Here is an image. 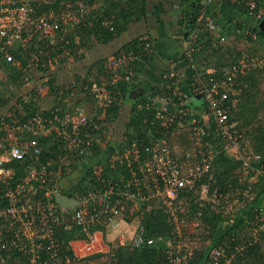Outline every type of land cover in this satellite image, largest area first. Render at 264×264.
<instances>
[{"label":"built area","instance_id":"built-area-1","mask_svg":"<svg viewBox=\"0 0 264 264\" xmlns=\"http://www.w3.org/2000/svg\"><path fill=\"white\" fill-rule=\"evenodd\" d=\"M224 1H202L195 23L185 36L189 41L187 47L177 58L180 65L169 66V70L163 72L164 77H175L184 69L187 58L192 60L195 50L205 47L207 33L216 35V40H211L210 52L228 41V37L217 32L223 14L216 6ZM227 1L235 9L245 6L246 15L252 21L244 35L257 38L253 29L260 26L261 15L256 12L259 0ZM96 8L85 0H0V91L4 86L10 87L4 83V75L10 77L13 87L19 83L25 85L26 80L33 78L34 68L36 72H43L37 77L38 85L32 87L33 98L41 109L36 115L27 117L22 103L19 104L21 114L13 107L0 114V264H74L79 257L72 249V240L65 248L62 236L65 231L80 226L89 236L90 226L95 224L115 229V219L122 211L128 209L133 215L142 207L150 211L159 203L172 226L168 254L175 264H190L196 249L191 248L186 237L190 236V228L200 224L206 211L237 215L240 209L252 208L254 218L245 220L243 234L248 233L253 242L259 241V233L264 232V207L256 204L259 190L254 184L259 179L264 181V155L248 153L251 147L244 143L243 130L237 126V121L229 123L230 109L223 103L232 94L241 92L238 81L241 76L264 67V56L242 50L238 59L224 70L208 69L194 74L191 92L202 96L197 106L192 104L194 100L189 91H181L179 87L173 97L161 94L141 101L138 108L148 109L155 117L144 119L146 126L143 125L142 130L146 138H140L135 127L123 125L120 131L116 130L117 118L106 117L113 101L110 87L120 90L119 82L132 83L136 74L135 70L126 69V53L111 55L106 65L108 73L101 72L97 80L88 74L70 73L69 78L63 75V81L60 75L49 73L54 64L65 72L70 70L72 62L76 65L84 60L95 37L97 15L90 14ZM113 18V15H105L103 25H110L112 29ZM149 46L150 42L145 48ZM23 50L32 54L30 61L22 75L13 78L17 70L23 69L14 54ZM52 78L56 79L57 96L52 94L48 82ZM179 78L178 83L182 79ZM44 88L53 98L52 107H46L47 101L41 100ZM85 90L88 95L84 93L82 105L68 101L77 91ZM49 102L50 105L51 98ZM119 102L123 103L124 99ZM207 103L209 107L205 106ZM87 106H96L102 114L90 117L86 113ZM132 106L133 103L127 109L128 117L133 114ZM120 119L121 116L118 121ZM175 125L183 126L184 131L193 136V146L184 148L181 161L176 158L168 139ZM115 135L117 137L113 138ZM39 137L58 139L68 149L76 151L77 156L84 153L93 156L95 147H99L98 156H103L104 161L101 159L98 165L100 170L94 169L106 188L102 191L90 188L81 197L68 195L79 200V204L69 208L61 206L56 194H65L62 187L67 179L60 176L61 166L57 171H48L47 167L65 163V160L47 157L43 163ZM221 153L240 163L235 174L228 178L226 189L219 188L214 169ZM28 160L33 164L24 175L16 177L8 163ZM118 166L127 169V174L119 175V184L111 181L112 176L109 179L102 176L105 168ZM193 205H198V209L192 208ZM119 239L125 243L126 235L122 233ZM134 241L137 245H152L155 238L138 236ZM222 242L211 248L207 264L235 261V252L228 253L227 242ZM238 248L236 246L235 250ZM71 250L74 257L69 253Z\"/></svg>","mask_w":264,"mask_h":264},{"label":"trees","instance_id":"trees-1","mask_svg":"<svg viewBox=\"0 0 264 264\" xmlns=\"http://www.w3.org/2000/svg\"><path fill=\"white\" fill-rule=\"evenodd\" d=\"M87 1L89 5H93L95 1L99 0ZM180 1L183 7V14L185 19L183 35L186 36V33L191 30L192 26L195 23L197 11L200 8L203 0ZM223 4L227 5L231 9H235L227 0H225ZM258 4L259 5L256 12L257 14H260L261 17L263 15L262 19H260L261 23L264 20V0H259ZM146 5L147 0H109V5L106 7V9L101 6L100 8H96L95 11H93L90 15H97V21L95 22V28L93 31L95 36L97 37V40L102 43H108L119 37L128 28V24L130 22L129 18L131 14H133V12L131 13V10H134L135 8L139 10L140 8L144 12ZM236 10L240 11L241 14L246 15L247 10L245 9V6L236 7ZM105 15H108L109 17H111L112 15L114 16L112 29L110 25H103L102 20L105 19ZM233 20L234 18H230L228 19V21H221V27L217 32L228 37V39L230 37L237 38L239 32H241V35H244V31L248 28L249 23L244 20H239L236 22H234ZM253 30L255 33H257V38H253L252 36L246 34L245 37H247V42L250 43L248 44L249 48L247 49L249 51H252L254 49V52H256V50H258L256 43L264 46V31L259 25ZM207 36L208 37L205 39L207 40L205 42V47L201 50H195L192 60L190 58H187V62L183 66L184 69L182 71L177 72L175 77H164V75H162L163 79L158 86L149 91L145 90L143 96L133 102V114L131 117L127 116L126 120L128 122L124 121L123 124L128 128L135 127L140 138H146V134L143 133L142 130L143 125H145L143 122L144 119H152L155 117V115L154 113L152 114V112L148 109H139L138 103H140L141 101H148L149 96H151L150 98H153L155 96L164 94L165 97H173L174 91H179V87L181 91H186L187 93L189 91V94L193 97L194 100L192 104H195V106H197L201 103L200 99H202V96L198 95L197 93L194 94L191 92V82L194 79V74L200 72L205 73L208 69L224 70L225 67L233 64L240 56L242 50L236 49V46H229V48H227L224 46V44L222 46H219L218 48L213 49L210 52L211 40H216V35L207 33ZM148 42V40L143 41L135 38L124 44L120 49H118V51H116V54L118 55L123 53H126L128 55V63L126 69H133L136 72V56L134 55V53L137 54L140 48H143L144 45L146 46V43ZM253 46L255 47L253 48ZM150 47H152L151 43L148 47V50L152 49ZM195 47H197V45H195ZM130 52H133V55H129ZM14 55L16 60H18L22 64L21 68L23 69L17 70L16 75L12 76L13 78L20 74L22 75L23 70L28 66L32 54L28 51L23 50L21 53L15 52ZM150 57L152 59V56ZM99 62L100 63H97V65L95 66V69L104 72V59H100ZM179 62L180 60L178 59H171L169 60V66L176 63V68L180 65ZM8 67L17 69V67L15 68L13 67V65H8ZM263 69L264 67L252 70L251 72H248L247 74L241 76L238 80L239 84L242 86L241 92L239 94H232L223 103V106H227L230 109L231 115L229 113V123L237 121V126H239L242 130L244 129V127L249 126L251 123L255 124L257 118L253 119L252 112L254 109H256V107L257 110L264 111L263 109H261L260 103H256V92L258 84L261 80L260 72ZM167 70H169V68H167ZM4 76L5 80L9 78L7 75ZM179 76H181L182 79L178 83V80L180 79ZM205 77L209 76L205 75ZM134 78H137L136 74L133 76L131 81H133ZM48 82L51 86L52 94L57 96L58 87L55 86L56 79L52 78ZM21 84L22 83H19L16 88L20 87ZM7 85H9V82L7 83ZM119 86L120 90L114 87H110V96L112 97L113 101L108 107V113L106 116L110 120L116 119L119 116L123 117L122 111L124 110L125 103H120L119 101L121 99H126L127 101H129L128 93H130V88L132 85L123 80L119 82ZM13 88L14 86L11 88L9 86L4 88V90L9 94V97L6 96L7 94H3L0 92V103L2 105L6 106L10 102V96L11 94H14L16 90ZM175 99L179 100V96H176ZM36 101L37 100H35V98L33 97H31L30 100H23V111L26 113L27 117L36 115V113L40 109V107L36 104ZM205 106L209 107V103H207ZM127 109L126 111H124L125 114L127 112ZM14 110L18 114L22 113L21 108H15ZM178 130L179 126L175 125L172 129V134L170 133L168 139L171 146L173 147V150L175 151V154L177 155H175L176 158L181 161L184 160V158L182 157L185 153L184 148L190 149L193 146V136L188 131H180L179 133H177ZM19 134L21 135V133ZM242 135L244 143L251 147L247 149L249 154H251L253 151L259 152L264 155L263 124H259L257 125V127H254L251 132L249 131V129L243 130ZM249 136H251V139H249ZM176 138H178V141L180 142L176 143ZM248 139L249 141H247ZM38 140L43 147V155L41 159L43 163L46 162L47 157H54L53 159L62 158L65 160V163L59 164L57 162L53 166L47 167L48 171H50L51 169L57 171L59 166H61L62 171L60 173V176L67 179L65 183H67L68 185L70 184L71 186L70 189H65L64 187H62V192L70 196L79 195L81 197L82 195L86 194L90 188L94 187L98 191H102L106 188L102 183H100L94 169L96 165L102 163L101 157L98 156V153H101L99 147H95L93 156L87 157L86 160H82L84 155L89 154L84 153L80 156H77L76 151L68 149L64 142H62V145L61 141L52 137H39ZM173 141L175 145H173ZM217 146L220 147V142ZM89 161H91V163H88ZM82 163L84 164L82 165ZM31 164H33V162L30 160L25 162L12 161L11 163H8L9 166H12L16 177L24 175L27 171L28 166ZM239 164L240 163L237 161L234 162V160H232V158H230L226 153H221V155H219L218 162L214 166V169L216 171L215 173L218 180L217 184H219L220 189L227 188V180L231 175L235 174V171L237 170ZM83 166H85V170L82 172L81 168ZM121 174H127V169L118 166L116 169L105 168L103 170L102 176L106 178L112 176L110 177L111 181L113 183L119 184V175ZM254 187H256V190H259V193H257L259 199L257 200L256 204L264 207V181L262 179H259L254 184ZM192 208L197 210L198 205H193ZM240 212L241 214L238 213L237 215H235V212L227 215L223 212H205L200 220L202 223L208 226L207 233L205 235L206 240L208 238V243H206L205 249H197L195 251L194 256L190 259V264H207L211 248L214 245L220 243L222 244V241L227 242L228 245H226L225 248L228 253L235 252L236 259L232 264H264V253L259 252L264 249L262 246V242H260L261 238L264 237V232L259 233L260 239L259 241L254 242L253 245H248L247 240H243V229L246 226L245 220H251L252 218H254L255 212L254 210H252V208L242 210L240 209ZM141 214L144 216L140 217ZM135 216H137L138 219H135ZM114 225H117L115 229L123 230L126 235L127 241H125V243H121L119 241L120 243L118 242L117 245H111L112 248L109 251L110 253L108 254L110 256L109 264H175L173 261H171L168 254V239L170 238L169 234L172 226H170L168 222V216L167 214H164L163 206L160 205V203L157 206L153 207V209L150 211L146 210V207H142V210L136 212L133 215H131L130 210L126 209L116 217ZM106 229L107 228L103 224H95L93 226H90L89 230L92 234L96 230L105 231ZM62 236L65 240V248L68 247V242L70 240L89 237L88 234L83 231L82 227L80 226L75 229L65 231ZM138 236L146 238L153 237L155 238V243L152 245H137L134 241V238ZM236 246H243L244 248L238 251V249L235 250ZM69 253L74 257V253L72 252V250L69 251ZM103 254L104 253L102 252H96L84 257H79V259L77 258L79 261L78 264H104L101 261L91 263V260H98Z\"/></svg>","mask_w":264,"mask_h":264},{"label":"rangeland","instance_id":"rangeland-1","mask_svg":"<svg viewBox=\"0 0 264 264\" xmlns=\"http://www.w3.org/2000/svg\"><path fill=\"white\" fill-rule=\"evenodd\" d=\"M85 2H88V1L85 0ZM94 4L97 8L98 7L100 8V6H101V7L106 9V7L109 5V0L95 1L93 3V5ZM262 17H263V15H262ZM262 17H260V18L262 19ZM142 31H143V29L141 28V32ZM137 32H138L137 29L131 28L130 36H128V33L122 34L120 41H115V43H112V45H109V46H107L106 43H102L99 40H97V37L95 36V37H93L92 44L95 43L99 47V49H98L99 53H97V54L94 53L93 54L94 56L92 59L89 57L90 53H88L87 55H85L84 60L81 62H77L76 65H74V62H72L71 65H69V67H68L70 70L69 71L66 70L65 72L62 71V69L58 68L59 66L57 64H54V65L50 66L49 73L51 75L52 74L53 75H60V77H61V79H63V81H65V78L63 75H65L66 77L69 78L70 73H72V74L80 73V74H84V76H87V74H88V75H90V77L93 80L100 79L101 78V76H100L101 71H98L97 69H95V66L97 65V63H100L99 62L100 59H104V66H105L104 73L107 74L108 68L106 65L108 63L110 56L114 55L116 53V51H118V49H120L123 46L122 44L125 43L123 41L127 42L128 40L131 41L132 39H134L135 36L137 35ZM237 36H238L237 38L230 37L228 39V41L224 44V46L227 48H229V46L230 47L236 46V49H238V50H248L247 49V48H249L248 44H250V43L247 42V39H246L247 37H245V35H241V33H239V35H237ZM185 38H187V37H185ZM188 42L189 41L187 40V43ZM119 44L122 45V46H120V48L118 47ZM256 44H257L256 46H257L258 50H256V52H254V49L252 51L251 50L250 51L252 53L256 54L257 56H264V46L259 45V43H256ZM254 47L255 46H253V48ZM153 54L154 53H152L151 56H153ZM33 66L34 65H32V67ZM58 69H60V71H57ZM35 70L36 69L34 68V71H31V73L33 74V78H31L30 80H26L25 85H24V83H22L20 87L16 88V86H14L13 89H16L15 93L11 94L10 102L8 101L9 103L6 106H4L0 103V107H1L0 113L6 112L7 109H10L12 107L14 109L20 108L19 104H21V103L23 104V100H30L31 97H33L34 91L32 90V87H33V85L34 86L38 85V83L40 82V79H38L37 77L43 74L42 71L36 72ZM260 77H261V80L258 84V88H257V92H256L257 93L256 94L257 95L256 96V103L257 104L260 103L261 109L264 110V69L260 72ZM8 82L10 84V87H12L13 82L10 80V77L4 81L5 85H7ZM4 88H5V86L3 87V90H1L0 92L3 94L4 93L7 94L6 96L9 97V94L4 90ZM84 93L86 94V96L88 95V92L86 90L85 91H77L76 95L73 97H69L68 101L70 103H76V104L79 102L78 105L79 104L82 105L83 101H84ZM42 95H43V97L41 98V100L44 102L47 101L45 104L46 107H52V105L54 104V103H52L53 98L49 95L48 90L46 88L43 89ZM142 96H140V97H142ZM50 98H51V104L49 105ZM138 99H134V100L136 101ZM128 100L129 101L124 99L125 107H124L123 111H126L127 107L132 105V103L134 102V100H132L130 98V93H128ZM21 107H23V106H21ZM87 107H88V109H86V113L90 117H95V115L99 116L102 114V111L98 110L96 108V106L95 107L94 106L93 107L87 106ZM252 114H253V119L257 118L255 124L251 123L249 126L244 127L243 130L249 129V131L251 132L254 127H257V125H259V124L264 125V111L257 110V107H256V109L253 110ZM122 115H125V114H122ZM125 117L126 116H124V118L121 117V119H120L121 122L118 121V118H120V116L115 120V124L117 126V127L115 126L116 130L120 131V127L123 126L124 121H126ZM253 121H255V120H253ZM180 131L181 132L184 131L183 126H179V130L177 131V133H179ZM116 137H117V135H115L113 138H116ZM250 137L251 136H249V139H251ZM249 139L247 141H249ZM175 142L177 143L180 141H178V138H176ZM173 145H175L174 141H173ZM106 151H107V149H106ZM105 156H107V154H105ZM87 157H91V155L90 154L84 155L82 160H84V159L86 160ZM103 158L104 157L101 156L102 160H103ZM89 163H91V161H89ZM83 164L84 163H82V165ZM96 167L98 170H100V167L98 165H96ZM84 168H85V166H83L81 168L82 172L85 170ZM73 178H74V176H73ZM72 180H74V179H72ZM65 182H66V180H65ZM63 187L65 189H70L71 186H70V184L68 185L67 183H65V184H63ZM134 208H136V207L134 206ZM240 214H241V212H240ZM207 229H208V226H206L202 222H200V224L196 228H193V229L190 228V230H189L190 236H187L186 240L190 244L191 248L193 247L196 250L197 249H200V250L205 249L206 243H208V241H207L208 238H207V240L205 238V235L207 233ZM116 232H117V234H116ZM122 233L125 236V233L123 232L122 229L121 230L120 229H114L112 227H110L109 230L106 229L105 231L96 230L92 234H90L88 238L73 239L72 244H71L72 249H73L75 255H77L78 257H84V256L92 254V253L102 252L104 254L98 260H95V259L91 260V263H95L96 261H101L104 264H109L110 263V256L108 255L110 253L109 251L111 250L112 246L117 245V243L120 241L119 238L122 236ZM243 236H244L243 240H245V241L247 240L248 245H250L251 243H252L251 245L254 244V242L251 241V238H250L248 233L244 234ZM260 242H262V244H263L262 246L264 248V237L261 238ZM243 248H244L243 246H241V247L239 246L238 251L242 250ZM259 252L264 253V249H262ZM78 263H79L78 260H76L74 262V264H78Z\"/></svg>","mask_w":264,"mask_h":264},{"label":"crops","instance_id":"crops-1","mask_svg":"<svg viewBox=\"0 0 264 264\" xmlns=\"http://www.w3.org/2000/svg\"><path fill=\"white\" fill-rule=\"evenodd\" d=\"M216 8L223 14L222 21H228L230 18H234V22L244 20L251 23L252 21L240 11L231 9L223 3H217ZM132 12L128 28L122 34L128 33L130 36L131 28L137 29L135 38L143 41L148 40L152 49L148 50V48H144V45L137 54L134 53L137 78L133 79L130 92L140 88L145 92V90L149 91L161 83L163 72L169 67V60L181 57L187 47V38L183 35L185 19L180 0H147L144 12L140 8L139 10L135 8L131 10ZM122 34L106 45L109 46L115 41H120ZM123 42L125 43L122 45L128 43L129 40ZM122 45L119 44L118 47L120 48ZM98 49L99 47L93 43L89 48L90 56H88L92 59L94 53H99ZM152 53L154 54L151 59ZM124 116L126 119L128 114L123 115V118Z\"/></svg>","mask_w":264,"mask_h":264},{"label":"water","instance_id":"water-1","mask_svg":"<svg viewBox=\"0 0 264 264\" xmlns=\"http://www.w3.org/2000/svg\"><path fill=\"white\" fill-rule=\"evenodd\" d=\"M260 27L262 28V30L264 31V21H262L260 23ZM144 94V91L142 88L136 90V91H132L130 92V98L132 100L134 99H138L140 96H142ZM135 101V100H134ZM56 201L63 207H74L77 206L79 204V200L69 197L68 195L65 194H61L58 193L56 194Z\"/></svg>","mask_w":264,"mask_h":264}]
</instances>
